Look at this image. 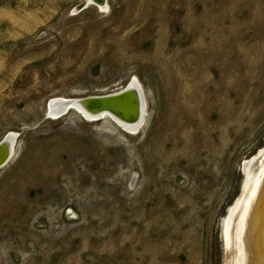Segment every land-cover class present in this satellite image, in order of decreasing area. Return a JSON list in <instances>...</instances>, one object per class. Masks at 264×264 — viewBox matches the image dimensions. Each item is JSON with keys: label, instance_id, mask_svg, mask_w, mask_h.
I'll return each instance as SVG.
<instances>
[{"label": "rangeland", "instance_id": "374dc122", "mask_svg": "<svg viewBox=\"0 0 264 264\" xmlns=\"http://www.w3.org/2000/svg\"><path fill=\"white\" fill-rule=\"evenodd\" d=\"M82 1L0 0V142L15 137L0 264H236L244 205L230 245L222 221L264 165L244 192L243 163L264 148V0ZM132 79L146 103L136 135L49 115L52 99Z\"/></svg>", "mask_w": 264, "mask_h": 264}, {"label": "bare ground", "instance_id": "6f19581e", "mask_svg": "<svg viewBox=\"0 0 264 264\" xmlns=\"http://www.w3.org/2000/svg\"><path fill=\"white\" fill-rule=\"evenodd\" d=\"M79 6H80L79 10L82 9L84 10L89 6H95L101 12L106 11L108 8L107 0H103V2H97L96 0H84L81 2ZM76 10H78V8ZM122 91L129 92L130 94H132L131 97L135 98V103L131 101L132 99L130 97L126 96L124 98L106 101L104 103L91 102L85 104L84 107H81L77 104L76 101H80L85 98L83 99L55 98L50 100L49 104H47L48 105L47 108L50 117L53 119L58 118L59 116L67 113L70 110H74L79 115H81L83 119L87 122H95L104 118H108L109 120L113 121V123L116 124L119 128H121L124 131L123 133H126L127 135H136L139 132L140 127H143L142 123L146 111V103L144 100L142 88L140 87V84L136 80H133L131 84ZM134 105L136 106L138 111L136 118L133 115ZM101 107L104 108L105 111L95 113ZM113 113L118 117L121 116L123 120L115 117ZM130 117L131 119H129ZM14 139H15L14 135L10 134L8 137H5L3 141H1L4 145L2 149H0V161L6 158V153H8L7 158L3 162L4 165L10 160ZM168 145L169 143L166 142L164 147L166 148ZM172 146L173 145H170L171 148ZM174 149H171L169 152L170 158H172L173 156L172 151ZM169 153L167 155H169ZM263 157H264V148L260 149L258 153L255 154L250 160H247L243 163V173L245 178L242 184V190L244 192L247 189L249 191L250 187L252 186L255 174L257 173L255 171L256 162L257 160ZM155 158H157V154L155 155ZM151 159L152 158H149V161H151L150 164H152L153 166L152 170L155 172H159V174L161 175H163L166 172L168 166L171 164V163L163 164V159H164L163 156L160 159L159 158L157 159L153 158L152 160ZM245 198L247 199V201L244 204ZM243 205H244V209L240 219L239 217H237L236 233L234 237L235 251L234 250L233 251L235 255V263L264 264V165H261L260 171L257 173L256 183L251 194L249 196L247 195L238 198L236 202L233 205H231V207L228 209L222 221L221 234L225 244L227 245H230L231 228L236 216L240 214Z\"/></svg>", "mask_w": 264, "mask_h": 264}, {"label": "water", "instance_id": "95a60500", "mask_svg": "<svg viewBox=\"0 0 264 264\" xmlns=\"http://www.w3.org/2000/svg\"><path fill=\"white\" fill-rule=\"evenodd\" d=\"M97 2H103V0H96ZM126 96H128V97H130L132 100V102H134L135 103V98H132L131 96H132V94H130L129 92H125V91H121V92H117V93H114V94H108V95H103V96H91V97H86L85 99H83V100H80V101H76L77 102V104L79 105V106H81V107H84L85 106V104H87V103H91V102H102V103H104V102H106V101H111V100H117V99H120V98H124V97H126ZM102 111H105V109L104 108H99L98 110H97V112H95V113H99V112H102ZM135 112V113H134ZM137 113H138V111H137V108H136V106L134 105V108H133V115L135 116V118L137 117ZM113 115L115 116V117H117L118 119H121V120H123V118H121V116L120 117H118V116H116L114 113H113ZM129 119H131V117L129 118ZM126 121H129V120H126ZM3 143L2 142H0V149H2V147H3ZM7 155H8V153H6V158H7ZM6 158H4L2 161H0V168L2 167V166H4V161H5V159Z\"/></svg>", "mask_w": 264, "mask_h": 264}]
</instances>
